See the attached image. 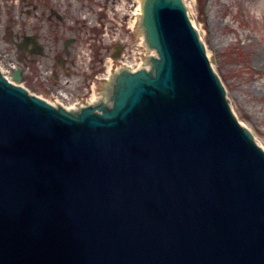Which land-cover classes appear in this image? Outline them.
Segmentation results:
<instances>
[{"label": "water", "instance_id": "obj_1", "mask_svg": "<svg viewBox=\"0 0 264 264\" xmlns=\"http://www.w3.org/2000/svg\"><path fill=\"white\" fill-rule=\"evenodd\" d=\"M141 10L159 58L112 107L70 113L0 73V264H264V151L184 0Z\"/></svg>", "mask_w": 264, "mask_h": 264}, {"label": "rangeland", "instance_id": "obj_2", "mask_svg": "<svg viewBox=\"0 0 264 264\" xmlns=\"http://www.w3.org/2000/svg\"><path fill=\"white\" fill-rule=\"evenodd\" d=\"M137 4L0 0V65L12 75L21 68L20 84L32 94L69 105L88 102L94 90L104 89L111 60L114 66L137 64L144 56L138 45L142 28L133 25ZM185 4L237 119L264 149V0ZM26 36L30 43L19 48ZM33 40L42 54H31Z\"/></svg>", "mask_w": 264, "mask_h": 264}, {"label": "bare ground", "instance_id": "obj_3", "mask_svg": "<svg viewBox=\"0 0 264 264\" xmlns=\"http://www.w3.org/2000/svg\"><path fill=\"white\" fill-rule=\"evenodd\" d=\"M136 19H135V21L133 22V25L135 24V25H138V23H139V20L142 18V10H141V0H138V4H137V9H136ZM141 26V25H140ZM197 27V26H196ZM140 34H141V37H140V43L138 44L139 45V48H140V53L142 54V55H145V59H144V57H142V59L137 63V67L136 68H139V67H141V66H143L145 63H146V58L147 57H153V56H156L155 55V51L154 50H150L149 48H148V46L146 45V41H145V39H144V33H142V29L140 30ZM143 34V35H142ZM208 55V54H207ZM208 57H209V55H208ZM126 63H128V64H134L133 62H130V61H127L126 60ZM125 63V64H126ZM114 62H113V60H111L110 61V64H109V68H108V75H107V78H108V76L109 75H112V74H114V73H119V71L123 68V67H125V66H123L122 68H120L119 69V67L118 68H116V69H114ZM119 70V71H118ZM99 99V96H98V93L96 92V91H94V93L92 94V96H91V99L88 101L89 103H95L97 100ZM75 106H77V104H72V106L71 107H75ZM243 125V124H242ZM244 126V129L249 133L250 131H249V129L247 128V127H245V125H243ZM250 134V133H249ZM257 144H258V146L259 147H261L262 149H263V147L261 146V144L259 143V142H257ZM264 150V149H263Z\"/></svg>", "mask_w": 264, "mask_h": 264}, {"label": "flooded vegetation", "instance_id": "obj_4", "mask_svg": "<svg viewBox=\"0 0 264 264\" xmlns=\"http://www.w3.org/2000/svg\"><path fill=\"white\" fill-rule=\"evenodd\" d=\"M22 47H26V45H22Z\"/></svg>", "mask_w": 264, "mask_h": 264}]
</instances>
